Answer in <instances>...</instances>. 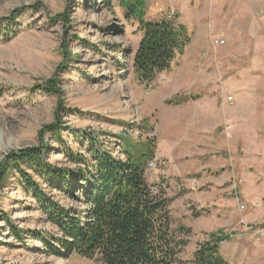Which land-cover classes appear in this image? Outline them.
Returning <instances> with one entry per match:
<instances>
[{
	"label": "rangeland",
	"instance_id": "1",
	"mask_svg": "<svg viewBox=\"0 0 264 264\" xmlns=\"http://www.w3.org/2000/svg\"><path fill=\"white\" fill-rule=\"evenodd\" d=\"M20 9L19 32L0 44V264H102L19 240L14 232L49 242L59 233L3 170L6 155L42 145L47 163L76 170L69 156L87 157L83 135L116 158L128 141L154 144L145 178L172 200V233L188 241L181 260L223 230L232 233L219 247L227 264H264V0H146L145 20L182 24L190 37L151 84L132 68L138 23L116 1L0 0V18ZM48 80L58 94L38 89ZM51 125L57 136L44 132ZM20 168L52 203L84 208Z\"/></svg>",
	"mask_w": 264,
	"mask_h": 264
},
{
	"label": "trees",
	"instance_id": "2",
	"mask_svg": "<svg viewBox=\"0 0 264 264\" xmlns=\"http://www.w3.org/2000/svg\"><path fill=\"white\" fill-rule=\"evenodd\" d=\"M114 1L126 20L138 23L141 38L133 55L132 68L140 83L151 84L159 74L170 70L176 55L182 54L189 45L187 29L170 20H145L146 0ZM23 12L24 9L16 10L10 18H0V44L17 35L16 18ZM38 89L46 94L59 93L52 80ZM180 99L185 101L183 97ZM172 101L167 100L166 104ZM59 128L51 125L45 127L44 132L57 136ZM81 137L89 144L87 157L70 154V161L78 166L72 171L47 163L42 143L37 148L6 155L5 175L18 174L24 193L32 195L47 221L59 233L57 239L49 242L45 234L14 232L19 240L27 234L49 249L54 257L76 254L102 264H227L219 254V247L232 233L226 234L223 230L211 232L197 246L190 261L179 258L188 241L172 233L169 212L172 200L165 198L162 192L158 194L145 178L146 164L154 158L152 142L139 145L128 141L122 145L124 157L116 158L107 151H96L94 139ZM21 165L46 186L65 192L84 208L76 212L52 203L37 182L21 170ZM4 179L2 177L0 183ZM183 231L190 233V229L180 226L178 232Z\"/></svg>",
	"mask_w": 264,
	"mask_h": 264
},
{
	"label": "crops",
	"instance_id": "3",
	"mask_svg": "<svg viewBox=\"0 0 264 264\" xmlns=\"http://www.w3.org/2000/svg\"><path fill=\"white\" fill-rule=\"evenodd\" d=\"M176 88H179V85L176 86ZM174 89H175V88H174ZM188 99H189V98L186 97V98H185V101H187ZM191 99H195V101H196V100L199 99V96L192 97ZM185 101H184V102H185Z\"/></svg>",
	"mask_w": 264,
	"mask_h": 264
},
{
	"label": "built area",
	"instance_id": "4",
	"mask_svg": "<svg viewBox=\"0 0 264 264\" xmlns=\"http://www.w3.org/2000/svg\"><path fill=\"white\" fill-rule=\"evenodd\" d=\"M215 43H217V44H223L224 42L223 41H216ZM228 100H231L230 98H228ZM151 165V167H153V164H150ZM153 192H154V190H153Z\"/></svg>",
	"mask_w": 264,
	"mask_h": 264
}]
</instances>
